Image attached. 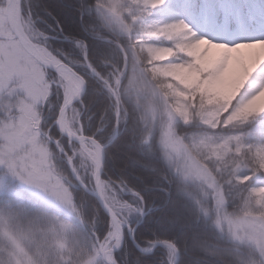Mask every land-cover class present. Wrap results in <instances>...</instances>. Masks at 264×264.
Instances as JSON below:
<instances>
[{
	"label": "rangeland",
	"instance_id": "374dc122",
	"mask_svg": "<svg viewBox=\"0 0 264 264\" xmlns=\"http://www.w3.org/2000/svg\"><path fill=\"white\" fill-rule=\"evenodd\" d=\"M97 6L119 34L130 23L144 22V42L128 82L144 99L150 121L161 127L165 160L193 189L189 197L205 222L264 264V159L257 166L251 154L235 150L241 140L227 130L230 117L223 119L220 108L199 109L195 90L199 71L207 73L201 91L235 94L240 107L258 113L264 125V0H97ZM23 23L45 46L33 21L23 16ZM152 73L175 81L178 89L166 94L170 86L156 85ZM59 84L62 78L46 73L13 35L0 0V264L103 263L98 247L81 232L76 183L50 158L49 144L57 140L77 176L93 185L96 149L69 141L65 147L63 137L51 134L55 122L46 127L39 113L53 96L52 86L59 87L63 102ZM82 109L76 104L66 116L75 133L83 130ZM103 182L108 203L127 221L140 219L138 193L120 182ZM35 201L42 204L36 208Z\"/></svg>",
	"mask_w": 264,
	"mask_h": 264
},
{
	"label": "trees",
	"instance_id": "16d2710c",
	"mask_svg": "<svg viewBox=\"0 0 264 264\" xmlns=\"http://www.w3.org/2000/svg\"><path fill=\"white\" fill-rule=\"evenodd\" d=\"M22 14L33 21L43 44L86 79L81 116L83 132L103 145L110 143L117 133L106 149L103 179L120 182L136 191L138 201L142 206L144 202L150 211L135 233L139 245L151 248L156 241H170L181 252L177 264H244L243 258L256 264V255L220 236L205 222L200 211L194 210L189 197L193 189L181 182L163 155L161 127L150 121L144 99L129 85L128 73L132 63L139 60L137 48L144 42V22L130 23L127 32L119 34L102 19L97 0H22ZM148 62L152 68L154 64L150 59ZM49 75L56 78L54 73ZM151 76L156 85L170 86L166 94L178 89L175 81L165 80L155 73ZM206 76L207 73L199 71L195 87L198 108L222 109L223 119L230 117L227 130L241 140L235 150L251 154L258 166L264 159V125L259 114L240 107L235 94L226 95L210 88L201 91ZM52 89L53 96L45 98L39 107L46 127L53 125L62 103L59 87L52 86ZM175 95L180 96V93ZM176 126L181 134V122ZM51 134L56 139L61 137L55 125ZM67 142L63 138L65 147ZM49 147L54 165L73 181L64 155L53 143ZM74 186V200L82 220L81 232L97 246V241L103 240L109 232V219L94 197L77 183ZM133 197L124 195L130 202ZM41 204L35 201L33 206L37 208ZM129 221L134 224L138 219ZM115 257L120 264H173L175 259L165 247H157L152 253L140 252L127 233Z\"/></svg>",
	"mask_w": 264,
	"mask_h": 264
},
{
	"label": "water",
	"instance_id": "95a60500",
	"mask_svg": "<svg viewBox=\"0 0 264 264\" xmlns=\"http://www.w3.org/2000/svg\"><path fill=\"white\" fill-rule=\"evenodd\" d=\"M22 0H5V12L8 26L13 33V35L17 38L19 43L22 45L24 50L37 62L39 63L47 72H52L57 74L59 77L64 72H69L73 74L81 85V91L78 94L72 95L70 97L64 98L58 115L55 121V125L57 131L61 135V137L67 138L70 142H74L80 145H84L86 143L91 144L96 149V162H95V170L93 175V185L92 187L88 186L86 183L81 180L74 168H73V159L69 156V154L62 150L59 147L58 141L54 140L52 143L55 147L60 151V153L64 154L68 157V167L73 179L78 183V185L85 190L88 194L93 196L95 200L98 202L101 210L108 217L110 222L111 230L107 235L108 241H98L97 245L99 248V253L105 262V264H120L117 262L115 258V254L119 252L125 242V231L127 230L130 239L132 240L134 246L142 253H152L157 247H168L173 249L176 255V260L174 264L179 262L181 252L180 250L170 241L161 240L156 241L154 246L151 249L143 248L135 239V233L137 228L144 222L145 215L149 212H142V219L132 225L126 222L123 218H121L117 212L111 207V205L105 199L103 194V174L105 171V163H106V149L110 147L117 137L115 135L114 139L106 144H101L95 137L85 135L84 133H75L69 130L65 124L66 116L69 110L76 104L82 103L83 98L87 89V81L86 79L76 72L70 65L66 62L60 60L56 57L51 51H49L46 47L36 43L32 37L28 34L27 30L24 27L23 16H22ZM17 5V9L15 12V5ZM44 49L46 53L42 51ZM87 59V58H86ZM88 61V60H87ZM61 86V85H60ZM62 87V86H61ZM117 131L119 129V116L117 117ZM69 182V181H68ZM71 184V182H69ZM117 239V242L114 241Z\"/></svg>",
	"mask_w": 264,
	"mask_h": 264
},
{
	"label": "bare ground",
	"instance_id": "6f19581e",
	"mask_svg": "<svg viewBox=\"0 0 264 264\" xmlns=\"http://www.w3.org/2000/svg\"><path fill=\"white\" fill-rule=\"evenodd\" d=\"M17 5H18V3L15 5V12L17 9ZM205 33L209 34L210 36H213L214 39H217L216 35L213 33L212 29H211V31L208 29L207 31H205ZM196 39L200 40V37L198 36V37H196ZM239 50L242 51V48H240ZM42 51L44 53H46V51L44 49H42ZM258 65L259 64H257V66ZM231 68H232L231 70H233V69L236 70V64H234ZM61 78L63 81L62 86H63L64 93H65L66 97H70L72 95L78 94L81 91V85H80L79 81L77 80V78L73 74H71L69 72H64L61 75ZM82 146H85V145H82Z\"/></svg>",
	"mask_w": 264,
	"mask_h": 264
}]
</instances>
